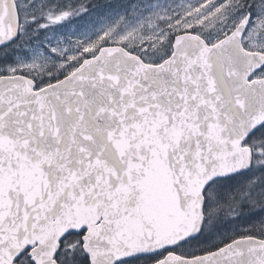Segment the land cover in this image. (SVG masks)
I'll use <instances>...</instances> for the list:
<instances>
[{
	"label": "snow or ice",
	"instance_id": "obj_1",
	"mask_svg": "<svg viewBox=\"0 0 264 264\" xmlns=\"http://www.w3.org/2000/svg\"><path fill=\"white\" fill-rule=\"evenodd\" d=\"M0 264H264V0H0Z\"/></svg>",
	"mask_w": 264,
	"mask_h": 264
},
{
	"label": "rangeland",
	"instance_id": "obj_2",
	"mask_svg": "<svg viewBox=\"0 0 264 264\" xmlns=\"http://www.w3.org/2000/svg\"><path fill=\"white\" fill-rule=\"evenodd\" d=\"M96 3H104L105 0H95Z\"/></svg>",
	"mask_w": 264,
	"mask_h": 264
}]
</instances>
